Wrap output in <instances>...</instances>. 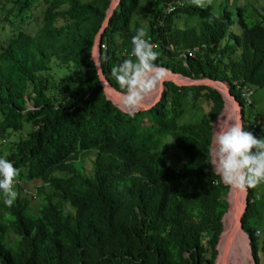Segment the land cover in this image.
I'll return each mask as SVG.
<instances>
[{
	"label": "trees",
	"instance_id": "1",
	"mask_svg": "<svg viewBox=\"0 0 264 264\" xmlns=\"http://www.w3.org/2000/svg\"><path fill=\"white\" fill-rule=\"evenodd\" d=\"M147 1L146 36L157 45L159 66L229 85L243 109L245 89H264V0L207 7ZM142 2L121 0L102 39L104 75L121 94L111 69L129 57L119 53H131L136 30H145ZM112 3L0 0V138L10 145L0 157L20 169L11 206L0 191V264L216 262L230 187L217 183L207 155L223 95L167 82L150 109L121 110L93 60ZM195 48L194 57H183ZM55 70L66 75L58 79ZM259 122L257 138L264 137ZM171 146L182 153V167L167 163ZM32 183L36 203L23 193ZM248 191L242 225L259 264L264 245L256 230L264 222L255 189Z\"/></svg>",
	"mask_w": 264,
	"mask_h": 264
},
{
	"label": "clouds",
	"instance_id": "2",
	"mask_svg": "<svg viewBox=\"0 0 264 264\" xmlns=\"http://www.w3.org/2000/svg\"><path fill=\"white\" fill-rule=\"evenodd\" d=\"M192 3L207 7L212 0H192ZM131 44V55L113 66L111 72L122 92L124 110L134 116L145 98L165 82L167 70L156 63L159 52L143 28L136 30ZM207 156L213 173L220 178L217 183L245 190L264 182V137L257 138L247 131L239 115H227V119L218 120ZM19 173L20 169L10 160L0 157V191L8 206L17 197L13 185Z\"/></svg>",
	"mask_w": 264,
	"mask_h": 264
},
{
	"label": "rangeland",
	"instance_id": "3",
	"mask_svg": "<svg viewBox=\"0 0 264 264\" xmlns=\"http://www.w3.org/2000/svg\"><path fill=\"white\" fill-rule=\"evenodd\" d=\"M221 1H223V0H218V3H220ZM241 1L243 3H246L247 1L248 2H253V0H241ZM139 16L144 17L143 20H142V23L144 24L145 32H147V35H148L150 33V30L148 29L149 28L148 23H149V20L151 18L150 14H149V1L143 0L142 8L140 9ZM24 28H25V30H27V29L30 30L29 27H27V26H24ZM65 75H66V71H64V70H55V77L56 78L61 79ZM167 78L168 77L166 76V79ZM252 91H253V94L250 97V104L248 103V101L245 102V106H244L243 111L240 110L241 111L240 112V114H241L240 115L241 116L240 119L243 120L242 123L244 124L245 129L247 131H251V132L254 130V126L257 123H260L259 121H264V89H252ZM164 92H165V88H164V86L162 84V86L159 87L156 92H154L153 94H151L150 96L145 98L140 110L146 111V109L151 108L155 103H157L160 100V98L163 96ZM107 96L121 110L126 112V110H124L123 104H122V99L123 98H117V97L109 95L108 93H107ZM30 106L32 107V104ZM238 108L240 109V106ZM220 118H218L217 121L214 124L215 130H216V124H217V122H218V120ZM2 146L4 148L8 149L10 145L5 140H2L0 138V147H2ZM168 153L169 154H167V163L171 167H174V168L182 167V165L184 163V159H183L182 153L178 152L176 150V148H174L173 146H171L168 149ZM94 159H95V156L92 155V156L87 157V159L85 160L84 167H85L87 173L92 171ZM254 189H255V194L257 195V198L259 200L257 202L256 209L258 210L259 218L262 219V222H264V182H262L261 184L257 185V187L254 188ZM23 190H24L23 193L26 196H29V197H31L34 200V203L39 201L38 197L36 196V188H35V184L34 183H32L30 185H25ZM48 192L52 193L50 188L48 189ZM244 195H245V199H246L247 189L244 190ZM227 199H229L228 196L226 197V200ZM55 200H57V198H55ZM65 210H66V212L69 213L68 206H65ZM225 232H226V230H225ZM244 235L247 238L251 254L249 256L244 254L245 256H242V257H244L245 260H247V264H256L254 256H253V253H252L251 240L248 237V235H246L245 233H244ZM259 259H260L259 260V264H264V254L259 255ZM243 263H245V262L243 261Z\"/></svg>",
	"mask_w": 264,
	"mask_h": 264
},
{
	"label": "water",
	"instance_id": "4",
	"mask_svg": "<svg viewBox=\"0 0 264 264\" xmlns=\"http://www.w3.org/2000/svg\"><path fill=\"white\" fill-rule=\"evenodd\" d=\"M120 2H121V0H113L111 9L108 12V18H107V20H106V22L104 24L103 29L101 30V32L99 33V35L97 37L96 47H95V51H94V58H93L94 62L96 63V66H97V70L99 72V76H100V79H101V85L104 87V89L106 91V94L108 93L109 95L115 96L117 98H123V95L121 93H119L117 90L114 89V87L111 85V83L107 80V78L104 75V72H103V69H102L101 60H100V58H101V56H100V46L102 44V39H103V35L105 33V30L108 27L110 19L113 16L115 10L119 7ZM166 70H167V77L168 78L163 83V86H164L165 89H166L165 85H166L167 82L175 83L176 85L181 86V87L207 86V87H210L212 89L218 90L220 93H221L220 90L225 89L227 94H228V96L231 99H233L234 103H236L237 107L240 106V110L243 111V107L239 104V102L236 100V98L231 94V88H230L229 85L224 84L222 82L213 81V80L208 79V78H202V79L187 78V77H184L182 75L175 74V73H173L172 71H170L168 69H166ZM221 94L223 95V93H221ZM223 98H224V101H225V106H224V109H223L220 117L223 116L225 114V112L227 111V109H228L227 101H226L224 95H223ZM157 103H155L154 105H156ZM148 109H150V108H148ZM148 109H146V110H148ZM139 111H142V110H139ZM227 196L229 197V199H227L228 203H229V209H228V212L226 213V215H225V217L223 219L224 231H223V234L221 235L220 242H219L218 247H217L218 257H217V260H216L215 264H219L220 256L223 253V248H225V245L227 243H229L230 241H233V239L235 237L234 234L237 233L238 229H240L243 233H245L243 231L242 219H243V217L245 216V214H246V212L248 210V202H249V191H248V188H247V196H246V199H245V205L242 207V209L239 212V214L237 213V223L234 224L235 227H233V228L232 227H228L227 223H226L228 221V219L231 218V215L233 214V211H234V208L232 206V201H231V198H230L231 196L234 197L233 188L230 187V192H229V194ZM225 230H226V232H225Z\"/></svg>",
	"mask_w": 264,
	"mask_h": 264
},
{
	"label": "bare ground",
	"instance_id": "5",
	"mask_svg": "<svg viewBox=\"0 0 264 264\" xmlns=\"http://www.w3.org/2000/svg\"><path fill=\"white\" fill-rule=\"evenodd\" d=\"M221 93H223L224 97L227 101V107L229 108L223 117L220 119H227V115H240V109L237 107L236 103H234V100L231 99L226 90L222 89L220 90ZM115 97V96H114ZM238 110V111H237ZM240 117V116H239ZM243 122V120H241ZM234 191V197L231 196L232 206L234 208L233 214L231 215V218L228 219L227 226L228 227H235L234 224L237 223V213L241 211L242 207L245 205V195L244 190H239L233 188ZM236 195V196H235ZM233 241H230L225 245V248H223V253L220 256V262L219 264H247V260H245L244 254L249 256L250 248L247 241V238L245 237L244 233L238 229L237 233L234 234ZM241 249V250H240ZM243 261L245 263H243Z\"/></svg>",
	"mask_w": 264,
	"mask_h": 264
},
{
	"label": "built area",
	"instance_id": "6",
	"mask_svg": "<svg viewBox=\"0 0 264 264\" xmlns=\"http://www.w3.org/2000/svg\"><path fill=\"white\" fill-rule=\"evenodd\" d=\"M182 1L181 0H178L177 3H181ZM151 40V39H150ZM152 42V40H151ZM153 43V42H152ZM156 45V44H155ZM156 48H157V45H156ZM103 51V52H107L108 51V46L107 44H102L100 46V51ZM200 51L199 48H195L193 50H189L187 52L184 53L183 57L184 58H190V57H194L198 52ZM120 56H121V59L122 60L124 57H127V56H130L131 53H129L127 50H122L121 53H119ZM253 94V91L250 89H245L243 91V97H245V99L248 101V103L250 104V97L251 95ZM259 123H257L258 125ZM256 236L260 238V240L262 241V244L264 245V225L259 227L257 230H256Z\"/></svg>",
	"mask_w": 264,
	"mask_h": 264
},
{
	"label": "crops",
	"instance_id": "7",
	"mask_svg": "<svg viewBox=\"0 0 264 264\" xmlns=\"http://www.w3.org/2000/svg\"><path fill=\"white\" fill-rule=\"evenodd\" d=\"M215 129V128H214Z\"/></svg>",
	"mask_w": 264,
	"mask_h": 264
}]
</instances>
